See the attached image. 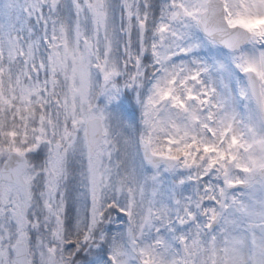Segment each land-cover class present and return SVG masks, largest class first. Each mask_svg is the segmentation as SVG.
Returning a JSON list of instances; mask_svg holds the SVG:
<instances>
[{"label": "snow or ice", "instance_id": "6c2138e0", "mask_svg": "<svg viewBox=\"0 0 264 264\" xmlns=\"http://www.w3.org/2000/svg\"><path fill=\"white\" fill-rule=\"evenodd\" d=\"M0 264H264V0H0Z\"/></svg>", "mask_w": 264, "mask_h": 264}]
</instances>
